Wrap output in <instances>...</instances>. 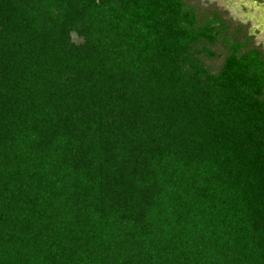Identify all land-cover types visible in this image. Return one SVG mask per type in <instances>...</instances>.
I'll use <instances>...</instances> for the list:
<instances>
[{"label": "trees", "instance_id": "1", "mask_svg": "<svg viewBox=\"0 0 264 264\" xmlns=\"http://www.w3.org/2000/svg\"><path fill=\"white\" fill-rule=\"evenodd\" d=\"M225 23L0 0V264H264V57Z\"/></svg>", "mask_w": 264, "mask_h": 264}, {"label": "rangeland", "instance_id": "2", "mask_svg": "<svg viewBox=\"0 0 264 264\" xmlns=\"http://www.w3.org/2000/svg\"><path fill=\"white\" fill-rule=\"evenodd\" d=\"M197 6L200 18L209 16L216 10L227 25L223 34L230 41L243 43L241 50L250 47L260 49L264 57V0H185ZM216 50L214 57H205L207 65L217 67L229 51L227 42L219 40L211 47Z\"/></svg>", "mask_w": 264, "mask_h": 264}]
</instances>
